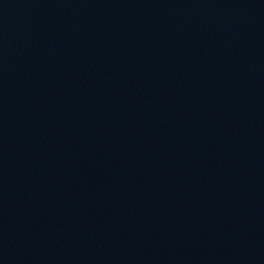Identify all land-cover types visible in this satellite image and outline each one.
Instances as JSON below:
<instances>
[{
  "label": "water",
  "instance_id": "obj_1",
  "mask_svg": "<svg viewBox=\"0 0 264 264\" xmlns=\"http://www.w3.org/2000/svg\"><path fill=\"white\" fill-rule=\"evenodd\" d=\"M0 264H264V0H0Z\"/></svg>",
  "mask_w": 264,
  "mask_h": 264
}]
</instances>
